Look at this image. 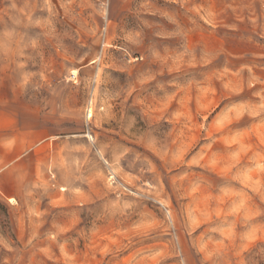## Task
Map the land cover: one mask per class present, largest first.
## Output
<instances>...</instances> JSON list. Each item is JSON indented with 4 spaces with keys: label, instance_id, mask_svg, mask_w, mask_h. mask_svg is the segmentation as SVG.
Masks as SVG:
<instances>
[{
    "label": "rangeland",
    "instance_id": "374dc122",
    "mask_svg": "<svg viewBox=\"0 0 264 264\" xmlns=\"http://www.w3.org/2000/svg\"><path fill=\"white\" fill-rule=\"evenodd\" d=\"M0 106V264H264V0H0Z\"/></svg>",
    "mask_w": 264,
    "mask_h": 264
},
{
    "label": "crops",
    "instance_id": "0c3cea01",
    "mask_svg": "<svg viewBox=\"0 0 264 264\" xmlns=\"http://www.w3.org/2000/svg\"><path fill=\"white\" fill-rule=\"evenodd\" d=\"M26 120L27 117L13 115L0 106V193L11 179L17 178L12 171L33 147L32 132L28 131Z\"/></svg>",
    "mask_w": 264,
    "mask_h": 264
}]
</instances>
